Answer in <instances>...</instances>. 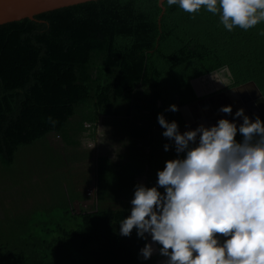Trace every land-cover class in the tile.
<instances>
[{
    "label": "trees",
    "instance_id": "trees-1",
    "mask_svg": "<svg viewBox=\"0 0 264 264\" xmlns=\"http://www.w3.org/2000/svg\"><path fill=\"white\" fill-rule=\"evenodd\" d=\"M163 6L158 0H92L0 25V168L7 172L0 171V201L33 174L32 186H43L47 173L53 186L51 202L45 187L21 189L35 203L18 211L9 197L0 212V264H156L163 256L144 260L139 250L146 234L138 237L135 228L119 235L136 178L145 174V186L155 185L157 170L177 155L157 114L181 128L179 107L195 96L191 82L224 67L229 86L253 81L264 96V21L229 31L219 13L203 6L192 13L166 0ZM170 104L178 110H167ZM98 122L122 137L119 160L80 146L88 133L94 142ZM39 144L42 154L25 171L23 159L37 156ZM88 158L92 205L77 211L74 202L85 190L75 188L67 167L79 169ZM52 163L55 174L46 167Z\"/></svg>",
    "mask_w": 264,
    "mask_h": 264
},
{
    "label": "clouds",
    "instance_id": "clouds-1",
    "mask_svg": "<svg viewBox=\"0 0 264 264\" xmlns=\"http://www.w3.org/2000/svg\"><path fill=\"white\" fill-rule=\"evenodd\" d=\"M166 2L188 13L202 6L219 13L229 31L264 21V0ZM167 110L178 108L170 104ZM219 111L231 113L232 106ZM233 115L242 117L239 126L235 119L220 118L214 125L201 123L181 132L177 121L157 114L162 136L177 155L157 170L155 185L135 186L119 235L128 236L133 228L138 237L150 235L161 245L166 264H264V122L261 117L251 120L242 107ZM163 147L168 151L170 144ZM220 236L226 239L221 242ZM152 252V245L145 243L139 255L147 260Z\"/></svg>",
    "mask_w": 264,
    "mask_h": 264
},
{
    "label": "rangeland",
    "instance_id": "rangeland-1",
    "mask_svg": "<svg viewBox=\"0 0 264 264\" xmlns=\"http://www.w3.org/2000/svg\"><path fill=\"white\" fill-rule=\"evenodd\" d=\"M209 78H210V82H215L217 81L216 83V86H221L223 83L222 82H225L227 83V81H224L226 79V73H218L217 75L215 76H207V77H203L201 78L202 82L204 81H209ZM216 79V80H215ZM222 82H220V81ZM209 86H213V85H210L208 84ZM225 85V84H224ZM227 85V84H226ZM100 122H98V125L96 126V129L94 130V134L92 135L93 138L95 139L94 142L93 140H91V138L89 136H87L88 134L84 135V138L82 139V142L83 144H81L80 146L81 147H86L92 154V156H95V152H97L98 154L100 155H107L109 157L110 160L112 161H117V159L119 160V157H117V154L120 152H123V148H122V143H123V140H122V137H120L119 135L115 134V137L114 135L112 134V139L109 137V135H107L106 133V127H103V125L99 126ZM109 129H111L112 132L113 129L112 127H109ZM91 133V131H90ZM114 137V138H113ZM92 138V139H93ZM107 138V139H106ZM141 144H142V147L143 149L141 151H147L149 149V146L148 145V142L147 140H141L140 141ZM55 145H58L59 143L55 141L54 143ZM97 144V148L95 147ZM133 144V142H132ZM140 143H138L136 146L137 147H140L141 145ZM40 147L37 145L35 149L36 150V154L37 156H33V153L29 154L28 156H25V158L23 159L22 161V166L24 168L25 171H29L30 168H32L31 166L33 165V160L34 158L36 157H39L38 155L39 154H42V145L39 144ZM92 145H94L93 147H91ZM47 147L49 148V141H48V145ZM91 147V148H90ZM96 148V150H94ZM81 148H79L80 150ZM69 151L70 152H73L74 149L73 148H69ZM92 160L93 158H88L86 160L85 163L81 164L82 166L77 169V167H73L71 165H68L67 169L71 172V176L74 178L73 180H76V185H75V188L78 189V190H85L84 191V199L82 200H78V201H75L74 202V208L78 211V210H88L90 209L91 205H92V194H93V187H92V184L89 183L91 181V174L90 173H86V171L88 169H90L92 167ZM47 167V170L49 171V168L51 169L50 172L52 174H55L57 173V170L58 168L56 167L55 163H52L50 164V166H46ZM20 170V168H19ZM0 171L2 172V174L5 176V174L7 175V172L5 171V168L4 167H1L0 168ZM85 171L86 173V184H84V181H83V178H82V174L83 172ZM36 173H38V171H36ZM47 177L45 178V182H44V185L43 186H32V184H35V182L37 181V174H33L31 176L32 179L30 180H25L22 184H19L18 185V190H16L17 194L15 193V190L14 188L13 189H9L8 191H4L3 192V196H2V199L0 201V212H2L3 209H5L6 207L9 206V203L7 200H15L17 201V205H15V207L13 209L17 210L18 211V207H24V206H27L28 204H31V203H35L33 200H31V196L26 198L25 196H23L21 194L22 190L21 189H25V190H29L30 189H38V190H42L44 187L46 189V196L49 198L50 200V193H49V187L53 188L52 186V183L50 181V184H49V173L46 174ZM141 177L139 178V183L138 184H141L142 183V179L145 178V174H142L140 175ZM58 182H60L61 185L64 184V181H63V178L61 180H57ZM147 181L145 182L144 186L147 184ZM56 182L54 181L53 184H55ZM89 183V185H88ZM31 184V185H30ZM88 185V187L86 188V186ZM86 188V189H85ZM38 193L36 191H34L32 193V195H37ZM12 195H13V198H12ZM10 197V199H9ZM41 198L38 197L37 198V202L40 201ZM51 202V200H50ZM14 203V202H13ZM26 208V207H25Z\"/></svg>",
    "mask_w": 264,
    "mask_h": 264
},
{
    "label": "water",
    "instance_id": "water-1",
    "mask_svg": "<svg viewBox=\"0 0 264 264\" xmlns=\"http://www.w3.org/2000/svg\"><path fill=\"white\" fill-rule=\"evenodd\" d=\"M87 1H92V0H0V25L11 21L21 20L23 18L34 19V16L41 14L43 12H47L50 10H54L70 5H75ZM163 1L164 0H158V5L162 10H164ZM220 72L226 73V79L224 81H227L226 83L227 85L222 84L221 86L218 87L219 89H221V91L214 93L213 91H215L216 88L214 89V87L212 86L204 85L202 89L199 88L198 86V89L201 91V94L195 93V96H203L204 94L211 93L209 94V98L205 99L207 105H209L213 101L216 102L215 101L216 96L217 98L223 96L219 100L220 102H224L228 99V97H231L229 101H232L231 103L232 110L233 109L237 110V108L242 107L245 111L246 108L249 109L250 102H252L253 100H254L253 102H257L256 100H260L264 106V96L262 95L261 91L253 81H248L237 86H229V84L231 83V75L228 68L226 67H224L223 69H219L218 71L204 75L203 77L212 76V75L215 76ZM203 77H198L191 82L193 88L195 87L194 85H197L198 82ZM249 90H250V94H249ZM235 96H241L242 99ZM190 105H193V103H189V105L187 104L183 105V107ZM221 106L223 105L221 104L220 107ZM207 112L211 116V119H213L212 121L216 123L218 119L217 115L216 114L214 115V112L209 111V109L207 110ZM229 114L230 113H227V116L224 118L228 119ZM262 116H264L263 108H261V110L257 114H254L250 119L255 120L257 117L260 118ZM242 122H243L242 118L240 120L237 119L236 120L237 126H239V124ZM223 239H226V237L220 236L221 242L223 241ZM147 241L152 245L153 248L152 254L158 253V248L154 244V242L151 241V239L150 240L148 239ZM166 261H167V257L162 256L156 261V264H165Z\"/></svg>",
    "mask_w": 264,
    "mask_h": 264
},
{
    "label": "flooded vegetation",
    "instance_id": "flooded-vegetation-1",
    "mask_svg": "<svg viewBox=\"0 0 264 264\" xmlns=\"http://www.w3.org/2000/svg\"><path fill=\"white\" fill-rule=\"evenodd\" d=\"M204 82H206V84L211 83L213 85L212 87H214V89L216 88V90L213 91L214 93L221 91V89H219L218 86H216L215 82H210V78H209V81H204ZM194 86H195L194 87V93L201 94V91L198 89V86H199V88L202 89L204 85H202V83L198 82V84L194 85ZM247 91H248V89H247ZM209 94H211V93L204 94L203 96H194L193 100L188 101L185 104H183V105H186V104L189 105V103H193V104L195 103V105H190L191 107H188V106H186V107L180 106L179 107V112H180V116H181V120H182V127L179 128V130L181 132L185 131L186 129L195 128V127H197V125H199L201 123L204 124L206 127L214 125L215 122L212 121L213 119H211V116L208 114L207 109H209V111H211V112H214V115L216 114L218 119L224 118V113L220 112L219 108H217V106L207 105V102L205 101V99L209 98ZM249 94H250V90H249ZM222 97L223 96H220L219 98H217V96H216V100H220ZM235 97L241 98V96H235ZM230 98L231 97H228V99L224 102H221V104L222 105H231V101H229ZM253 101L250 102L249 109L246 108V110L244 111V113L247 116H249V118H251L254 114H257L261 110V108L264 109V106L260 100H256L257 102H253ZM235 112H236V109H233L232 112L229 114L228 119L230 121L233 119L240 120L242 118V117H234L233 114ZM100 124H99V126H100ZM101 126H102V124H101ZM103 127H106V133L112 139V131H111V129H109V127H111V126H104L103 125ZM197 139H198V137H197ZM181 154L183 156V153H181ZM157 246H158V252H159L160 247H159L158 243H157Z\"/></svg>",
    "mask_w": 264,
    "mask_h": 264
},
{
    "label": "crops",
    "instance_id": "crops-1",
    "mask_svg": "<svg viewBox=\"0 0 264 264\" xmlns=\"http://www.w3.org/2000/svg\"><path fill=\"white\" fill-rule=\"evenodd\" d=\"M200 83H202V85H205V86H207L208 84H206V82H202L201 80L199 81ZM216 83H217V81H215ZM230 82V81H229ZM211 84V83H210ZM229 84V83H228ZM212 85V84H211ZM216 102H212V103H210L209 105L210 106H217V108H219L220 107V105H221V102L219 101V100H215ZM231 103H232V101H231ZM193 105H195V104H193ZM183 105H181V107H182ZM186 107V106H185ZM188 107H191V106H188ZM208 110V109H207ZM227 116V113H224V117H226ZM141 176H139L138 178H136V181H137V183H139V178H140ZM146 180H147V178H146V176H145V178H143L142 179V183L141 184H145V182H146ZM146 238H147V240L149 239H151V237H150V235H148V234H146ZM148 242V241H147ZM154 244L157 246V242H154ZM157 248H158V246H157Z\"/></svg>",
    "mask_w": 264,
    "mask_h": 264
},
{
    "label": "bare ground",
    "instance_id": "bare-ground-1",
    "mask_svg": "<svg viewBox=\"0 0 264 264\" xmlns=\"http://www.w3.org/2000/svg\"><path fill=\"white\" fill-rule=\"evenodd\" d=\"M202 80V79H201Z\"/></svg>",
    "mask_w": 264,
    "mask_h": 264
}]
</instances>
